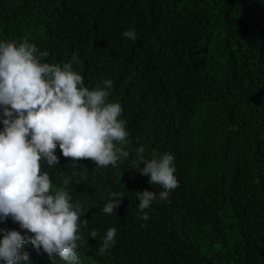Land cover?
Here are the masks:
<instances>
[{
	"label": "trees",
	"instance_id": "trees-1",
	"mask_svg": "<svg viewBox=\"0 0 264 264\" xmlns=\"http://www.w3.org/2000/svg\"><path fill=\"white\" fill-rule=\"evenodd\" d=\"M0 264H264V0H0Z\"/></svg>",
	"mask_w": 264,
	"mask_h": 264
},
{
	"label": "clouds",
	"instance_id": "clouds-1",
	"mask_svg": "<svg viewBox=\"0 0 264 264\" xmlns=\"http://www.w3.org/2000/svg\"><path fill=\"white\" fill-rule=\"evenodd\" d=\"M5 235L6 237H8L10 240L12 239H15L18 235V233L14 232V231H11V230H7L6 231V228H7V224L5 223Z\"/></svg>",
	"mask_w": 264,
	"mask_h": 264
}]
</instances>
